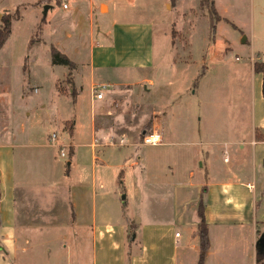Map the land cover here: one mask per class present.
Instances as JSON below:
<instances>
[{"label":"crops","instance_id":"0c3cea01","mask_svg":"<svg viewBox=\"0 0 264 264\" xmlns=\"http://www.w3.org/2000/svg\"><path fill=\"white\" fill-rule=\"evenodd\" d=\"M142 1L74 0V9L67 13L70 7L64 8L63 2L57 4L55 0H0V10H9L8 13L27 6L20 17L13 19L11 34L0 54L11 47L15 28L24 15L36 9L39 16L36 27L46 37L47 45L62 48L60 35L63 33V37L68 38L72 30L70 26L82 33L80 39L82 45L88 48L87 68L92 82L99 76L105 81L128 78L132 72L141 75L146 72L152 87L155 85L153 75L158 62L154 46L155 24L150 19H121L120 15L128 14L127 8L131 7V3ZM182 1L189 0H165L164 3L169 8L172 2H176L177 7ZM199 3L200 0H191V6L183 12H192ZM214 4L221 19L215 24L212 41L209 38L211 43L207 37L204 39L208 50L201 56L203 69L197 73L195 80L203 79L208 72V67H204L208 63V52H214L216 56L218 53L220 59L233 49V41L225 34L239 35L237 43L249 60L247 68L243 69L252 74L254 97L246 122L233 108L235 116L232 122H228L225 109L202 104V99H199L201 105L196 115L191 116L189 124L191 143L184 142L191 144V148L187 150L182 177L174 180L177 169L172 165L166 172L148 163L146 157L131 159L132 148L138 145L129 130L132 125L122 127L115 123L111 126L108 121L101 120L106 119L109 112V89L105 90L102 99L95 98L93 94L87 104L83 102L85 109L77 103L70 110L62 105L55 107L50 123L59 127L60 131L56 133L59 140L70 143L72 147L67 165L71 167L75 161L76 167L81 166V148L87 147L86 150L91 153L89 176L85 174V180L79 179L70 192L75 224L85 231L82 234L86 233L89 237L93 264H199L200 219L197 211L203 187H206L204 217L210 242L203 264H257L258 242L264 234V141L256 139V132L264 130V96L262 75L254 72L253 65L264 61V0H214ZM139 6L135 5V10L130 12L137 15L141 12L153 13L154 7L143 9ZM2 25L0 21V29ZM171 45L173 47L172 40ZM47 63L59 65L52 62V54ZM1 70L9 74L13 71L11 67ZM97 72H101L100 75ZM9 74L5 80H10ZM3 94L14 96L11 90ZM63 99L64 96L59 98L62 104ZM19 115V111H12V125H9L12 136L8 140H0V264H14L11 257L16 251L18 167L31 153L28 151L31 146L23 141L26 121ZM26 115L31 119L30 112ZM187 118L190 119L189 113ZM66 121H72L69 129L62 128ZM153 126L162 133L163 143L160 146H166L158 117ZM228 130L233 131L234 138H230ZM0 134L7 136L2 128ZM34 147L36 151L33 154L41 151L42 146ZM109 162L115 165L111 166ZM104 166L113 167L118 173L120 189H116L114 196L117 195L125 204L129 201V194L133 204L143 202L142 208L147 210L150 221H144L139 213L111 219L108 214L97 215L96 196L100 194L101 180L107 173ZM71 174L72 167L66 177ZM109 175L112 176L111 170ZM81 176L83 178L84 174ZM91 194L93 201L91 199V206L86 207ZM90 209L91 214L85 212H90ZM129 223L138 226V233L130 239L132 245L128 238ZM177 232L180 233L178 237Z\"/></svg>","mask_w":264,"mask_h":264},{"label":"rangeland","instance_id":"374dc122","mask_svg":"<svg viewBox=\"0 0 264 264\" xmlns=\"http://www.w3.org/2000/svg\"><path fill=\"white\" fill-rule=\"evenodd\" d=\"M164 1L143 0L136 4L133 2L131 7L127 8L130 12L135 10V5H141L143 9L154 7L152 14L145 12L138 15L133 12L120 14L121 19H150L155 24L154 46L158 62L153 75L155 85L152 87L147 80L146 72L145 74L142 72L144 75L132 72L128 74V78H111L112 80L105 81L99 76L92 82L91 73L87 68L88 48L82 45L80 39L82 33L70 26L72 30L68 33V38H64L63 33L60 35L62 48L53 44L47 45L46 37L36 27V21L39 19L36 9L24 15L21 23L15 28L11 47L0 54V128L5 129L7 133V136L0 134V140L11 138L10 118L12 111L16 110L19 111L21 119L26 121L23 141L31 146L28 149L30 155L26 153L27 159L25 157L26 160L18 167L16 251L12 252L11 257L14 264H93L89 237L86 233L82 234L85 231L75 224L70 192V188L91 171V153L86 150L87 147L81 148L79 151L81 166L76 167L74 161L71 166L72 174L66 177L71 168L67 165L69 155L68 158L61 157L59 148L50 141V136L60 131L56 124L50 123V118L56 111L55 107L59 108L62 105L66 110H70L77 103L85 109L88 98L94 94V88L101 83H109L110 91L107 93L109 112L106 119H100L108 121L111 126L115 123L122 127L131 124L129 130L138 143L136 148H132L131 159H137L138 156L146 157L149 159L148 163L156 168L165 169L166 172L168 166L172 165L177 169L174 171V180L182 177L185 170L187 150L191 148V144L184 142L191 143L189 124L191 116L196 115L201 105L200 98L202 104L225 109L228 122H232L235 116L232 108L239 112L238 116L242 121L249 120L248 112L254 97L252 84L254 81L252 74L243 69L247 68L246 62L249 60L237 43L239 35L225 34L233 41V49L220 59L218 53L216 56L214 52H208L206 57L208 63L204 65L208 67V72L203 79L195 80L197 73L203 69V64H200L201 56L208 50L204 39L207 37L209 42L211 38L213 20L208 11L200 5L192 12L191 10L183 12L187 6H191V0L182 1L179 7H175L176 2H172L169 8ZM55 2L61 4L65 0ZM66 4L70 7L67 13L75 7L74 0H66ZM25 7L27 6L19 7L18 10L13 9L10 13L9 10H0V21L2 22V17L6 14L13 19L20 17ZM105 10L103 7L102 11ZM117 17H120L119 14ZM52 48L68 57L71 65H49L47 62L52 54ZM4 67H11L12 73L3 72L1 69ZM8 74L10 80H5ZM10 90L14 96L2 95ZM149 90L152 92H147ZM63 96L62 104L59 98ZM83 102L86 104L83 105ZM27 112L31 113V119L26 115ZM188 113L190 119L187 118ZM157 117L167 145H142L143 135L153 129ZM71 122H64L62 128L69 129ZM228 135L230 138L235 136L232 130H228ZM177 141L182 142L170 143ZM34 146H42V152L38 150L33 154L36 151ZM104 168L107 173L101 180L103 186L99 189L100 194L96 196L97 215L102 217L108 214L111 219L115 216L122 217L124 214L132 217L139 213L144 221H150L147 210L142 208L143 202L133 204L129 194V201L125 204L116 197L117 195L114 196L116 189H120L118 173L116 174L113 167ZM110 170L112 176L109 175ZM88 198L90 202H87L86 207L91 206L92 194L88 195ZM115 198L117 201H113ZM85 212L91 214L92 211L90 209V212ZM137 228L134 223L128 224L131 245L130 239L138 233ZM82 235L83 239H80Z\"/></svg>","mask_w":264,"mask_h":264},{"label":"trees","instance_id":"16d2710c","mask_svg":"<svg viewBox=\"0 0 264 264\" xmlns=\"http://www.w3.org/2000/svg\"><path fill=\"white\" fill-rule=\"evenodd\" d=\"M200 7L206 9L210 15V18L213 20L211 24V41L215 34V24L221 18L218 15L214 0H200ZM9 14L3 15L2 17V28L0 29V49L4 46L5 42L9 38L11 34V23L13 17H9ZM17 18V17H16ZM15 19V18H14ZM52 62L54 64H64L71 65V61L64 54H61L56 48H52ZM253 69L255 73L262 75V94L264 96V61L255 62L253 65ZM147 133V132H146ZM256 139L258 141H264V130H257ZM205 193L206 187H203L202 196L198 205V217L200 219L198 225V234H199V246H200V257L199 264H203L205 255L210 247L209 237H208V227L204 217V209H205ZM257 264H264V250L259 249L257 252Z\"/></svg>","mask_w":264,"mask_h":264},{"label":"built area","instance_id":"2783aa9c","mask_svg":"<svg viewBox=\"0 0 264 264\" xmlns=\"http://www.w3.org/2000/svg\"><path fill=\"white\" fill-rule=\"evenodd\" d=\"M66 0L63 3V7L67 8ZM108 89L107 84H99L94 88V96L97 99H102L104 96L105 90ZM50 141L52 145L59 148L60 156L63 158H68L69 149L71 148V144L59 140V137L56 133H53L50 136ZM163 143V136L162 133L157 129L154 128L150 130L149 132L145 133L142 137V145H149V146H158ZM180 235L179 232L176 233V236L178 237Z\"/></svg>","mask_w":264,"mask_h":264},{"label":"water","instance_id":"95a60500","mask_svg":"<svg viewBox=\"0 0 264 264\" xmlns=\"http://www.w3.org/2000/svg\"><path fill=\"white\" fill-rule=\"evenodd\" d=\"M0 18H1V14H0ZM258 247L259 249L264 250V234L259 239Z\"/></svg>","mask_w":264,"mask_h":264}]
</instances>
